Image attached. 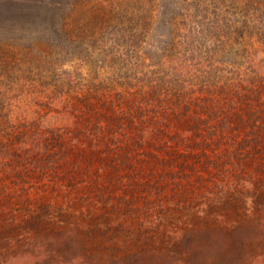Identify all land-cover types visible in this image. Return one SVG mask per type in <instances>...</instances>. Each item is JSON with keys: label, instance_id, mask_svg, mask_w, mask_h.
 I'll list each match as a JSON object with an SVG mask.
<instances>
[{"label": "rangeland", "instance_id": "rangeland-1", "mask_svg": "<svg viewBox=\"0 0 264 264\" xmlns=\"http://www.w3.org/2000/svg\"><path fill=\"white\" fill-rule=\"evenodd\" d=\"M194 1L0 0V141L8 154L7 168L0 171V264H70L84 247L89 259L100 264L121 259L136 264H264L260 108L253 109L256 124L243 132L237 127L238 120L249 117L243 109L227 112L226 118L201 108L192 116L202 131L226 130L228 136L213 140L206 135L196 139L198 145L185 146L173 130L183 120L182 112L151 114L154 108H137L142 98L156 99L159 80L140 84L137 96L126 97L117 83L124 80L121 66L115 70L91 43L103 39L102 30L112 24L121 31L119 41L129 39L128 29L135 33L134 41L151 31L155 49L134 58L144 63L150 81L158 76L150 70L168 53L156 46L167 43L171 32L184 30L178 23L187 14L198 15L193 6L187 8ZM213 1L214 9L235 18L247 13L242 5L250 0H202L205 6ZM209 22L194 24L193 30L206 32L213 28ZM83 37L90 39L84 49ZM116 37L109 36L108 43L123 47ZM197 40V45L216 43L203 36ZM212 73L202 78L213 81ZM75 83L85 90H72ZM16 107L35 118L15 113ZM89 107L95 113L91 125H112V130L123 125L114 141L103 139L98 145L103 155L95 158L75 140ZM55 110H70V118L52 119ZM7 111L10 123L4 121ZM162 117L172 132L157 124ZM132 119L133 132L128 128ZM146 127L160 134L152 143L134 140ZM26 139L38 145L20 141ZM34 208L42 221L31 218ZM24 251L27 257L20 256Z\"/></svg>", "mask_w": 264, "mask_h": 264}, {"label": "trees", "instance_id": "trees-1", "mask_svg": "<svg viewBox=\"0 0 264 264\" xmlns=\"http://www.w3.org/2000/svg\"><path fill=\"white\" fill-rule=\"evenodd\" d=\"M208 4L209 5L205 6L202 0H198L197 2L194 1L190 6L188 3V9L193 6L199 13L196 17H193L195 16L193 13L187 14V18H182V20H186L182 23H178L179 29L181 27H183L184 30L187 29L188 26L185 25L186 23L190 25V29L185 31H173L168 37L167 43H160V46H156L157 50H164L168 53L164 56L165 59L162 63L150 70L154 75H158V78H152L150 81L149 79L145 80L147 78L145 74H148V71L143 70L144 67L142 66H144V63H137V60L141 59L142 54L145 53L146 50L155 49L153 42H157L154 37H151V31L146 30L144 35H137L138 37L134 41L133 34L135 33L128 29L130 32L129 39L119 41L116 36L117 33L120 34L121 31L112 24L108 30H102L106 31V35L103 39H100L98 43L91 41L94 47L99 49L104 58L111 60L110 65L115 66V70L117 66H121L120 71L124 75V80L123 83L117 82L119 89L123 90L119 93L125 92L126 97L130 96L132 99V96H137L141 92L138 91L140 84H146L145 82L147 81L159 80L158 87L155 90L156 99L151 101L142 98L138 102L137 108H144L146 110L154 108L151 109L153 110L151 114L154 112H157L156 114H164L170 109H172L171 111H173V113L182 112L183 120L179 125L174 126L173 130L175 131L174 137L180 138L178 143L186 144L185 146H189L191 143L198 145L196 143L198 140L197 138L203 137L201 139H204L206 135H208L206 139H208V137L210 138V136L211 139L215 136H222L224 138L228 136L226 130L210 131L209 128H207L206 131H202V129H204L202 123L192 116H198V114L202 112V110H200L201 108L212 111L213 116H224L226 118H228L227 112H229L230 115V113L235 110L243 109L247 112L249 117L246 121L238 120L237 127L241 132L245 131L250 125L256 124L257 111H254V108H260L264 116V0H250L246 3L243 1V11L247 13H241L240 11L239 13L241 14L239 15L238 13L237 15L239 16H234L235 18H228L226 15L225 17L222 15V12L214 9L216 2L213 1ZM203 5L205 7L201 8ZM209 8H212V11L209 12ZM211 15L213 20H210V23L209 19L211 18L209 17ZM199 18H202L203 22L208 21L211 24V28H213H209L210 30L206 32H201L200 30L195 32V30H193L194 24L203 25V22L200 21ZM109 36L110 38L116 37L115 43L119 44L122 42L121 45L123 47L120 45L116 47L111 46L110 43H108L110 40ZM199 36H203V39L205 37L209 40L214 38L216 43L215 45H209L205 42H201V45H197ZM88 40H90L89 37L82 38V49L90 44ZM135 57L137 60H134ZM223 68H225L226 71L223 70ZM193 69H195V72H193ZM212 72H216L214 73L215 77H213V81H207L202 78V75L205 73L211 74ZM140 73H143L144 76L139 77L138 75ZM225 77L226 80H224ZM134 78L137 83L133 81ZM67 86L68 89L71 85L69 84ZM80 87H82L80 90H85L84 85L78 83L72 84L71 88L72 90H77ZM1 88H3L2 84H0V89ZM133 90L136 91L132 92ZM87 91L90 93L89 89ZM197 93L199 94V101L194 103ZM155 102L157 104H155ZM83 103H85V101H83ZM152 104H155V106L151 107ZM55 111L56 115H52V119H55L56 116L60 118L56 119V121L66 122L67 118H70L67 116L70 110L69 112L66 110L65 113H62L60 110ZM20 112L21 114L25 112V115L28 116L32 114L27 110L22 111V109L16 107L15 113ZM72 112L75 113L76 109ZM93 112V108L89 107V110H85L83 116L80 117L79 124L84 125V127L80 130V133L76 134L75 140L81 148L88 146V151L94 154L92 158H95L103 155V151L101 152L98 150V145L102 143L103 139L111 138L110 141H114L121 129H123V125L119 123V126H114L115 129L113 130L112 125H107L106 128H101L98 123L91 125L95 114ZM9 114L7 111V113L3 115V117L5 116L4 121L7 123H10ZM47 115H49V113L46 114V116ZM177 117L179 119L182 118L180 116ZM30 118H35L34 114H32ZM44 118L45 117H43V119ZM159 122L164 125L165 129L168 127L170 132H172L170 123L167 124L163 117L159 118L157 124ZM134 124L135 119H132V122L128 125L131 132H133L132 126H134ZM148 128L149 127H146V131H144L141 138H137L140 137V135H137L136 137L134 136V140L137 141L138 139L140 142L152 143L153 137H157L160 132L157 129L151 131V129ZM0 129V135H2L3 130L2 128ZM104 131H106L107 134H104ZM168 133L169 131L166 132V135ZM171 140L173 141L172 137ZM20 141H23V143L26 142L31 146L38 145V143H33L31 140L27 139ZM5 148L6 144L0 141V171L7 168L4 156L8 154H5V152H7ZM34 210L35 208L33 212L30 213L31 218H37L39 222L42 221L41 216L35 213ZM4 221L6 220L4 219ZM118 227L120 226L117 225L116 228ZM31 245L32 243L27 244L26 247L30 248L32 247ZM55 252V250L52 251V253ZM19 254L22 257H27L29 252L24 251ZM87 254L88 248L84 247L83 252L79 250L73 255V262L70 264H100V261L91 259V257L89 259V254L88 256ZM105 263L109 264L107 261H105ZM4 264H7V260H4ZM112 264L136 263L131 260L127 262V260L121 259L120 261L113 260Z\"/></svg>", "mask_w": 264, "mask_h": 264}]
</instances>
